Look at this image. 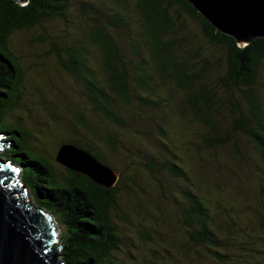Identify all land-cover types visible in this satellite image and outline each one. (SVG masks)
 Listing matches in <instances>:
<instances>
[{"label":"trees","instance_id":"1","mask_svg":"<svg viewBox=\"0 0 264 264\" xmlns=\"http://www.w3.org/2000/svg\"><path fill=\"white\" fill-rule=\"evenodd\" d=\"M116 1L117 5L112 7L109 3L102 2L94 8L90 1H80L84 13L99 22L89 28L87 37L101 49L106 78L98 79L88 63L89 54L82 45L78 48L70 46L66 50L69 59L63 62L85 87L86 96L95 114L107 123L126 128L129 120L127 107L137 103L157 110L163 106V102L166 103L158 94L159 89L168 83L176 82L178 87L188 93L186 101L192 110V122H199L208 127L209 132L202 134L205 142H210L211 135L222 129L216 113L219 112L225 119H230L233 130L240 131L257 145L264 160V108L262 97L257 93L259 91L261 94L262 81L259 76L264 60V37L241 46L234 37L215 28L187 0H137L135 15L139 14V18L136 15L139 42L135 48L139 66L133 71L130 63L124 59L116 37L107 33L101 25L102 18H108L107 24L113 27L126 26L129 23L125 20L131 18L130 0ZM71 4V0H27L23 3L17 0H0V133L4 134L2 139H5L6 145L12 144L2 154L4 159L21 167V184L29 188L35 204L48 209L60 227H64L65 231H61V246L62 257L66 262L127 264L116 253L121 248L123 237L118 232V224L112 216L113 210L114 213L120 212V215L123 211L119 204V194H123L126 187L122 182L123 175L110 188L70 169V175L63 176L38 148L32 146L31 131L18 123L7 121L9 113L17 106L19 87L25 79L24 68L8 45L9 36L16 29L31 28L45 20L68 21ZM172 9L178 13H187L198 21L207 38L226 50L227 74L219 77L222 81L221 87L220 80L214 84L205 81L209 68L213 66L211 62L203 68H197L183 55L180 28L171 13ZM92 10L94 15L91 14ZM109 10L111 13H107ZM131 45L133 47V43ZM197 86L199 88H195ZM226 86L229 89L243 90L246 103L232 97L230 93L224 97ZM230 101L233 102V109L232 113L228 111V115L224 111ZM68 110L73 119V132H70L74 136L64 143L84 149L105 164L103 149L99 150L93 141L103 137L104 142L116 151L117 142L111 131L108 130L101 136L98 127L92 124L86 114L70 108ZM180 115L186 118L183 109L180 110ZM160 120L166 122L165 117L161 116ZM155 123L159 137L155 140V146L138 144L137 147L143 151H146V148H157L155 154L146 153L144 165L153 176L160 173L166 179L180 183L178 186L168 185L166 188L161 182V188L165 190L164 193L172 195L178 191V196L173 201L176 208L181 210L179 214L190 241L196 246L210 250L213 256L226 258L227 254L223 249H227L229 245L241 247L244 240L237 241L235 237L224 240L213 227V206H220V212L230 217L222 202H213L216 199L213 192L218 190L219 186L210 185L202 174L197 175L194 172L189 175L172 148L173 141L167 128L160 122ZM187 123L189 124L188 120ZM137 134L143 133L138 131ZM30 148H35L31 149L32 154L28 152ZM262 226L264 227V220ZM144 238L150 239V236ZM260 239L264 241V233L260 235Z\"/></svg>","mask_w":264,"mask_h":264},{"label":"rangeland","instance_id":"2","mask_svg":"<svg viewBox=\"0 0 264 264\" xmlns=\"http://www.w3.org/2000/svg\"><path fill=\"white\" fill-rule=\"evenodd\" d=\"M80 1L71 0L68 21L45 20L31 28L16 29L9 36L8 45L24 68L25 79L19 87L17 106L9 113L7 121L18 123L31 131L32 146L38 148V151L43 153L56 171L63 176L70 175L69 168L60 163L56 156L61 143L74 136L70 132L73 119L68 108L86 114L92 124L98 127L101 136L108 130L111 131L117 142L116 151L104 142L103 137L94 140L93 144L99 150L103 149L105 161L117 172L118 179L121 175L124 177L122 182L126 187L124 193L119 194V204L123 207V211L120 215V212L114 213L113 210L112 216L118 224V232L123 237L121 248L116 253L125 263L264 264V241L260 239V235L264 233L262 226L264 160L257 145L240 131L233 130L230 119H225L219 112L216 113L222 129L211 135L210 142H205L202 134L209 132L208 127L199 122H192V110L186 101L188 93L178 87L176 82L168 83L159 89L158 94L166 103L163 102V106L157 110L137 103L127 107L126 114L129 120L126 128L103 121L93 111L85 87L63 64L64 60L69 59L66 50L70 46L78 48L82 45L89 54L88 63L96 72L98 79L106 78L101 49L87 37L89 28L99 22L84 13ZM85 1H90L92 8L102 2L109 3L110 7L117 5L116 0ZM136 1L130 0L131 18L125 20L129 22L126 26H110L107 24L108 18L101 17L103 21L101 25L107 33L116 37L122 55L130 63L133 71L139 66V57L135 48L136 43L139 42L137 21L139 14L136 13V17ZM110 11L107 13H111ZM171 13L179 24V36L182 39L180 45L185 58L197 68H203L211 62L213 66L209 68L205 81L212 84L219 82V77L227 74L226 50L212 43L201 24L190 15L178 13L175 9H172ZM91 14L94 15L93 10ZM259 79L262 81L261 94L259 91L257 93L262 97L264 108V60ZM221 83L220 80V87ZM226 89L225 95L220 91L224 97L230 93L232 97L246 103V94L243 90L229 89L227 86ZM232 103L230 101L228 107L226 106L225 114L230 115L228 111L232 113ZM181 109L189 124L186 118L180 115ZM161 116L165 117L166 122L160 120ZM155 122H160L167 128L169 137L173 141L170 140L173 144L172 148L189 175L194 172L197 175L202 174L210 185L219 186L218 190L214 189L216 199L213 202L216 204L222 202L230 217L220 212V206H213L215 218L213 227L224 240H228L229 237H235L237 241L244 240L241 247L229 245L227 249H223L227 254L226 258L213 256L210 250L196 246L190 241L179 214L181 210L176 208L173 201L178 196V191L172 195L164 193L165 190L161 188V182L166 188L168 185L172 187L180 183L170 178L166 179L160 173L153 176L144 165L146 155L155 154L157 148H146L147 150L143 151L137 147L138 144L155 146V140L159 138ZM138 131L143 134L138 135ZM11 145L0 149V157L5 158L2 152ZM31 149L35 148L28 150L30 154H32ZM14 165L19 168L21 183L22 169ZM5 181L12 180L8 178ZM26 194L32 197L29 188ZM54 221L60 235V240L56 243L59 245L62 244L61 231L64 232L65 229L60 227L56 219ZM148 236L150 239L144 238Z\"/></svg>","mask_w":264,"mask_h":264},{"label":"water","instance_id":"3","mask_svg":"<svg viewBox=\"0 0 264 264\" xmlns=\"http://www.w3.org/2000/svg\"><path fill=\"white\" fill-rule=\"evenodd\" d=\"M26 2L27 0H17ZM215 28L241 46L264 37V0H187ZM4 134L0 133L3 138ZM0 138V149L5 144ZM18 148V147H15ZM57 160L96 183L113 187L119 175L89 152L71 144L60 146ZM17 167L0 157V264H70L62 257L53 214L38 207L20 183ZM11 178V182L5 181Z\"/></svg>","mask_w":264,"mask_h":264},{"label":"snow or ice","instance_id":"4","mask_svg":"<svg viewBox=\"0 0 264 264\" xmlns=\"http://www.w3.org/2000/svg\"><path fill=\"white\" fill-rule=\"evenodd\" d=\"M0 138H2V137H0ZM13 171L19 172V169H13ZM2 183H3V181L0 180V184H2Z\"/></svg>","mask_w":264,"mask_h":264},{"label":"bare ground","instance_id":"5","mask_svg":"<svg viewBox=\"0 0 264 264\" xmlns=\"http://www.w3.org/2000/svg\"><path fill=\"white\" fill-rule=\"evenodd\" d=\"M17 169H19V168H17Z\"/></svg>","mask_w":264,"mask_h":264}]
</instances>
